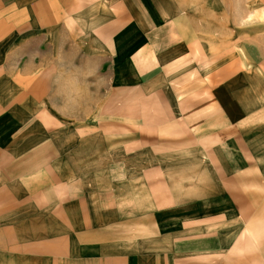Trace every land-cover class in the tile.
<instances>
[{
  "label": "crops",
  "instance_id": "1",
  "mask_svg": "<svg viewBox=\"0 0 264 264\" xmlns=\"http://www.w3.org/2000/svg\"><path fill=\"white\" fill-rule=\"evenodd\" d=\"M190 1L0 0V264H264V25Z\"/></svg>",
  "mask_w": 264,
  "mask_h": 264
},
{
  "label": "rangeland",
  "instance_id": "2",
  "mask_svg": "<svg viewBox=\"0 0 264 264\" xmlns=\"http://www.w3.org/2000/svg\"><path fill=\"white\" fill-rule=\"evenodd\" d=\"M182 10L188 12L182 17L188 21L180 26L191 30L211 56L231 52L246 56L244 37L251 28L264 25V0H191Z\"/></svg>",
  "mask_w": 264,
  "mask_h": 264
}]
</instances>
